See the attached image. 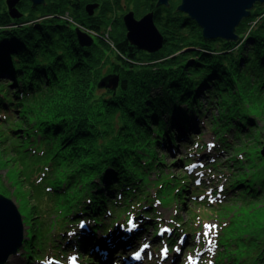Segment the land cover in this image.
Listing matches in <instances>:
<instances>
[{"label":"trees","instance_id":"trees-1","mask_svg":"<svg viewBox=\"0 0 264 264\" xmlns=\"http://www.w3.org/2000/svg\"><path fill=\"white\" fill-rule=\"evenodd\" d=\"M120 1L20 0L23 15L12 19L0 0V193L14 195L23 215V264L47 255L64 260L72 245L61 237L69 230L72 244L92 253L95 242L82 238L95 240L97 230L115 240L131 216L142 214L138 226L152 222L147 213L160 192L185 206L183 194L196 197L202 183L194 172H165L164 156L189 146L207 121L214 138L202 160L208 173L217 168L224 176L221 217L234 216L220 232L225 259L216 264H264V129L257 124L264 111V2L236 26L237 40H204L177 10L180 0L141 7L143 0H132L169 36L167 47L150 53L125 38L130 0ZM94 2L89 15L85 5ZM76 27L93 36L91 45H79ZM177 35L184 37L174 45ZM113 75L115 88L99 85ZM189 154L182 157L187 167Z\"/></svg>","mask_w":264,"mask_h":264},{"label":"rangeland","instance_id":"rangeland-1","mask_svg":"<svg viewBox=\"0 0 264 264\" xmlns=\"http://www.w3.org/2000/svg\"><path fill=\"white\" fill-rule=\"evenodd\" d=\"M130 1L126 6L125 11L129 8L134 9L135 5L132 0ZM250 97L255 98V93H251ZM257 101L256 103L258 105L259 101ZM257 109H259V107H257ZM213 113H215V110ZM260 114L263 118L257 119V124H259L261 129H264V111H260ZM258 117L260 118V116ZM202 124L203 126L200 128L196 136H194L192 143L189 146L181 147V149L179 148V151L176 152L166 153L164 156L165 166L162 167L165 169V172H170L174 175L176 174L181 178L183 175L188 177L191 172L196 173L195 175H197V178L193 181L196 182L199 180V183H202V186H200L199 189V194L196 195V197H192L190 192H185V194H183L186 199L184 206L181 201L178 202L177 200L173 201L172 199H169V193L167 195L160 192L157 197H154L155 201L151 204L152 211H156L155 213L159 217H153L154 214H152L153 212L150 210H148L147 213L149 215L148 218L152 220V225L148 228H144L143 225L138 226L143 220L142 214L134 215L133 217L131 216L129 218V222H127L126 228L122 229L121 227L123 226L120 224V228H118L119 230L117 229V232L119 233L115 240L111 238V235L104 234L101 229L97 230L95 240H91L92 236H86V234L83 233L85 234L83 236L86 237L82 241H94V246L98 248L100 247L99 251H95L94 249V252L92 253L82 251L83 249L77 245L79 241H76V244H72L74 238L71 234L72 230H69L61 237V241L62 243L71 242L72 248L69 250L68 247H65L64 251L66 255L65 258H63L64 262H61V264H65L66 261L68 264H209V261H211V264H216L217 260L222 258L225 259V256L220 258V255L225 253V250L219 244L218 240L221 239L220 232L222 228L225 226L227 227L228 224L234 220V216L230 219V215H224L221 217V208L226 202L224 200L227 195L224 193L225 191H220L222 189L221 182L224 176L220 169L217 168H215V170L210 169V171L213 172L212 175L208 173L209 168H207V166L210 164L208 161L202 160L204 158L202 156L211 150L210 148L214 138L209 122H203ZM262 135L263 136L260 139L264 142V131ZM200 148L201 151H199ZM195 151L199 152L196 153ZM186 153H191L189 154L192 155L190 158L194 159L191 166L188 167L182 165V157ZM260 153L262 158H264V144H262ZM212 156L213 155H211L210 158H212ZM221 160L224 161L225 157L222 156ZM192 165H195V168H192ZM4 172L5 170H1L0 168V173ZM154 172L155 171H151L149 174L150 177L153 178ZM214 175L216 176L214 177ZM199 177H202L203 179H199ZM166 188L168 187L164 183V185L160 187V191ZM8 189L11 191L9 187ZM153 196H155V194ZM8 197L14 200L21 212L17 198L14 195H9ZM203 200L209 202L211 204V208L200 203ZM261 200L264 201V199ZM212 203H214L213 206ZM254 210L256 211L258 209L256 208ZM225 223L227 224L225 225ZM206 224L215 225V227L209 230L204 227ZM163 228H169L171 231L158 235L157 233ZM110 229L114 228L111 227ZM205 232L208 233L207 236L203 235ZM128 233L134 234L133 239L123 241V239L127 237ZM111 234L113 235V233ZM210 240L212 241L211 244L209 243ZM120 241L122 244L126 243L127 245L122 251L121 249L116 248L120 245ZM145 244H148L149 247L141 249ZM164 248H168L167 253L163 251ZM112 249H114V251ZM177 249H179V251H177ZM139 251H144L142 253V257L135 260V254ZM20 252L21 250L16 255L11 256L7 263L23 264L24 257ZM130 254L132 255L130 256ZM189 257H191V259H189ZM31 261L32 264H39V262L35 259Z\"/></svg>","mask_w":264,"mask_h":264},{"label":"water","instance_id":"water-1","mask_svg":"<svg viewBox=\"0 0 264 264\" xmlns=\"http://www.w3.org/2000/svg\"><path fill=\"white\" fill-rule=\"evenodd\" d=\"M30 1L34 6L45 0ZM256 2H264V0H180L177 10L186 14L198 25L204 40L215 38L237 40L235 28L242 18L250 14ZM3 4L10 18L22 17L20 0H3ZM97 5L96 2L88 3L85 5V10L91 15ZM156 5H168V0H157ZM153 16L152 12H147L136 18L133 11H128L122 16L125 38L136 48L148 52L158 51L164 43V36L155 25ZM75 33L81 46H89L94 40L91 34L79 27L75 28ZM178 43L175 42L174 45ZM185 50L186 48H181L171 55ZM99 85L115 88L118 85V75L101 79ZM25 238L26 225L23 215L13 199L0 193V264H6L11 256L19 253Z\"/></svg>","mask_w":264,"mask_h":264},{"label":"flooded vegetation","instance_id":"flooded-vegetation-1","mask_svg":"<svg viewBox=\"0 0 264 264\" xmlns=\"http://www.w3.org/2000/svg\"><path fill=\"white\" fill-rule=\"evenodd\" d=\"M148 1L147 0H143V2H141L140 3V7L141 6H144V4H146ZM140 9V8H139ZM142 9V8H141ZM128 11H133V13H134V16L136 17V18H139V17H141L142 15H144L145 13H147V12H150L149 10L148 11H146V12H142V13H140L139 11H138V9L137 10H134V9H127L125 12H124V14L126 13V12H128ZM123 14V15H124ZM122 15V16H123ZM124 25V24H123ZM125 29V28H124ZM162 34H163V36H164V43H163V46H162V48L161 49H159L158 51H156V52H150V53H157V52H160V51H162L163 49H164V47H167V45H165V43H166V40H167V38H169V36H167V34H164L163 32H161ZM182 37H184V35L182 36ZM182 37L180 36V35H177V36H174L173 38H172V40L171 41H173L172 43H174L175 42V40H177V39H182ZM168 41H170V40H168ZM132 45V44H131ZM132 46H134V45H132ZM134 47H136V46H134ZM142 51V50H141ZM145 52V51H144Z\"/></svg>","mask_w":264,"mask_h":264},{"label":"snow or ice","instance_id":"snow-or-ice-1","mask_svg":"<svg viewBox=\"0 0 264 264\" xmlns=\"http://www.w3.org/2000/svg\"><path fill=\"white\" fill-rule=\"evenodd\" d=\"M192 168H195V165H192ZM199 182H200L199 180L196 181V183H199ZM204 227L207 228V229H209V230H211L212 228L215 227V225L206 224V225H204ZM170 231H171V229H169V228H163V229H161V231L158 232L157 234L160 235V234H162V233H168V232H170ZM203 235L207 236L208 233L205 232ZM209 243L211 244L212 241L210 240ZM148 247H149L148 244H145V245H144V248H148ZM163 251H164L165 253H167V252H168V248H164ZM177 251H179V249H177ZM139 257H140V253L137 252V253H136V258L139 259ZM189 259H191V257H189ZM209 264H211V261H209Z\"/></svg>","mask_w":264,"mask_h":264},{"label":"bare ground","instance_id":"bare-ground-1","mask_svg":"<svg viewBox=\"0 0 264 264\" xmlns=\"http://www.w3.org/2000/svg\"><path fill=\"white\" fill-rule=\"evenodd\" d=\"M143 224H144V227L145 228H147V226L149 227V226H151L152 225V222L150 221V220H145V221H143ZM133 236H134V234H132V233H128L127 234V237L125 238V239H123V241L124 240H126V241H129V240H131V239H133ZM119 244L120 245H118V247H116L117 249H121V251L127 246L126 245V243L125 244H122V242L120 241L119 242ZM144 252V251H143ZM142 251H139V253H140V257H142V253H143ZM132 254H130V256H131ZM139 257V258H140ZM135 260H137V258H136V254H135Z\"/></svg>","mask_w":264,"mask_h":264}]
</instances>
